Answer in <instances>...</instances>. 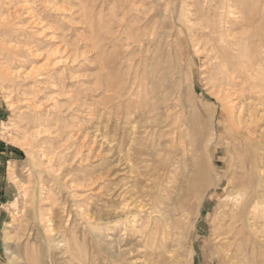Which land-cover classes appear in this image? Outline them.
Segmentation results:
<instances>
[{"label":"rangeland","instance_id":"374dc122","mask_svg":"<svg viewBox=\"0 0 264 264\" xmlns=\"http://www.w3.org/2000/svg\"><path fill=\"white\" fill-rule=\"evenodd\" d=\"M220 1L212 0V8L222 3L227 12L229 3ZM259 1L264 17V0ZM194 12L191 0H0V67L10 72L7 80L0 79V264H8L6 249L13 244L6 238L14 235L17 220L25 213L40 214L39 227L52 228L50 234L59 231L54 236L62 235L69 243L49 259L41 256L43 264H82L84 256L90 264H101L87 224L103 225L119 241L127 239L125 217L144 216L138 205L151 190L164 197L168 193L174 200L194 192L196 197L191 177L199 161L213 184L200 217L187 218L180 229L184 233L187 226L191 237L175 260L231 264L225 247L212 234L211 221L216 204L231 199L229 167L236 165L240 173L244 164L247 175L255 159L264 185V87L262 99L242 102L255 105V123L238 136L221 116L219 89L205 79L210 73L206 68L215 59L206 58L205 51L195 52L191 28L200 21ZM183 53L190 63L183 60L181 78L172 72L164 75L176 87L168 97L170 115L131 114L136 101L145 100L151 68L166 69ZM111 79L118 83L127 79L124 103L113 91H105V82ZM238 91L230 88L232 102ZM193 106L199 107L195 114ZM211 108L216 112L204 124L205 135L198 128L196 150L187 146L185 151L168 153L165 167L169 152L165 142L173 134L167 133L190 126L195 115L208 116ZM28 133L33 158L17 144ZM248 135L251 142L242 139ZM24 181H29L26 199ZM250 199L245 229L262 236L254 250L243 248V254L247 264H264V186Z\"/></svg>","mask_w":264,"mask_h":264},{"label":"bare ground","instance_id":"6f19581e","mask_svg":"<svg viewBox=\"0 0 264 264\" xmlns=\"http://www.w3.org/2000/svg\"><path fill=\"white\" fill-rule=\"evenodd\" d=\"M211 1L212 0H191L193 5H195L194 18L200 21L195 23L194 28H191V32H193L192 38L195 40V52L205 51L207 53L204 55L206 58L215 59L214 62L212 61V63L207 66L206 71L210 73L205 79L208 83H211L219 89L217 96L221 97V116L225 125H230L233 131L236 130L235 132L240 136L242 129L246 130L249 124L255 123L256 114V107L254 104H244L242 102L251 97L258 101L261 95L260 91H262L261 88L264 87V17L261 15L263 10L260 7L262 6V2L259 0H219L220 2L225 1L229 3L228 11L224 12L222 10V3L219 7L212 8ZM186 21L190 22L191 20L187 18ZM5 25L8 27L9 23L7 22ZM237 28L242 29L237 35L225 34L233 32V30ZM179 52L178 54H180ZM177 58L176 62L172 66L165 67L166 69L159 71L156 70V68H151V76L149 78V86L147 88L145 100L136 101L131 114L141 117L146 114L148 117L149 114L159 115L164 113L166 116L170 115L169 112L166 114L168 108L167 102L170 98L169 95H171L172 91L174 92L176 87L171 80L167 81L164 75L172 72L179 80L181 78L183 60L188 61V64L190 63L184 53L183 56L179 55ZM155 63L153 59L151 65H155ZM9 73L5 72L4 69L0 67V79L7 80L9 78ZM28 76L29 75H25L23 78ZM105 83V91H113L115 93V98H118L119 102L124 103L122 97L128 92L123 84L125 85L127 83V79L121 80V83H118L115 79L106 80ZM230 88L239 89L234 97L237 99L236 103L229 99L232 95V93L229 92ZM127 103L129 104L130 102ZM143 105H145L147 109L139 108ZM235 105H238L236 111H234ZM246 107H250L252 110L247 113L245 111ZM198 108L199 107L193 106L192 109L194 114L195 109ZM215 110V108H211L210 112L207 114L208 116H206V114L202 117L195 115L196 121L190 124V126H186L184 129L183 127L180 129V126L172 132L167 131V134H173L171 138L167 139V142H165L167 143L166 145L169 144V148H167L169 152H167L163 160L164 163H166L164 165L165 167L170 162L169 154L172 151L178 148L185 151L187 146L190 147L191 151L194 149L196 150L195 137L199 134L198 128L202 129L205 127V122L207 120L209 121L211 115L216 112ZM176 125L178 126V124ZM202 130L204 131L200 133L201 136L205 135V132L207 133L205 128ZM25 137L22 143L17 142V144L26 150L28 157L33 158L34 156H31L29 133L25 134ZM242 139L248 140L249 142L252 141L250 135ZM197 157H199V155ZM197 157L192 159L198 160ZM196 160L194 161L196 162ZM194 161L192 162L195 164ZM251 162L253 170L248 172L247 175H244L247 172L244 173L246 166L243 163L239 168L241 170V172L239 171L240 173L235 170V168H237L236 165L229 167V169H233L230 172V183L232 187L227 195L231 197V199L229 200L228 198V200L216 204L215 216L211 221L213 226L212 234H214L216 242L225 247L224 256L231 264H247V258L244 257L243 248L251 247L254 250L256 243L261 241L259 236H262V234H258V231L256 232L255 229H252L253 231L250 229L246 231L245 229L249 226L247 217L249 203L251 201L250 198L256 197L258 188L264 186L259 180L260 173L257 172L255 159H252ZM194 167L196 166L194 165ZM196 170L197 171L194 172L191 177V187L198 192H196V197L193 191L194 194L192 196L178 197L174 200L173 197L168 196V193L164 197L161 193L159 194L157 191L151 190V192H149V197L143 198L144 200L138 199L142 200L138 208L142 209L140 211L144 212V216L138 217L136 214H132L125 217V220H128L127 222L129 223V236L127 239L119 241L111 236L108 231L110 228H106L105 230L103 225L97 224L89 226L87 224L86 229L92 234V242L96 244L94 247L96 249V258L100 260V263L185 264L184 261L181 263L177 262L175 259L176 254L182 252L180 248L186 246V239L191 237V233L190 229L186 228L187 226H185L184 233L180 229L186 224L185 221L187 218L200 217V211L203 209L204 200L209 194L208 190L213 184L212 179L207 175L204 165L201 164L200 161L197 164ZM28 183L29 181H24L21 184L23 193L22 198L25 199L28 194ZM33 200L35 201V199H31V202H33ZM253 207L256 209L255 206ZM34 217L27 216L26 213L23 214L22 218L17 220L14 235L6 238L8 240L11 239L13 244L11 250L6 249L8 264H43L41 256L49 259L52 257L54 250L61 247L64 249L68 247L69 243L65 237L62 235H58L57 237L54 236L55 234H59V231H57L59 233L55 231V233L50 234L49 230L52 231V228L46 230L45 228L42 229L39 227L40 214ZM123 229L125 230L126 227L124 226ZM70 232H75L72 227H70ZM61 253L64 254V252ZM90 260L91 259L84 256L80 261H82V264H90Z\"/></svg>","mask_w":264,"mask_h":264}]
</instances>
